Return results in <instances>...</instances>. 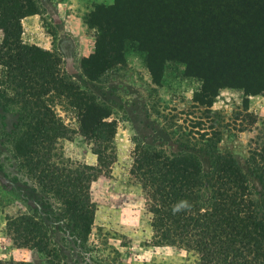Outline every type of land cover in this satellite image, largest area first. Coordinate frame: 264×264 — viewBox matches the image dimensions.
<instances>
[{"label":"rangeland","instance_id":"374dc122","mask_svg":"<svg viewBox=\"0 0 264 264\" xmlns=\"http://www.w3.org/2000/svg\"><path fill=\"white\" fill-rule=\"evenodd\" d=\"M30 1L37 16L25 29L21 22L20 40L48 52L52 69L40 68L36 84L37 73L29 74L33 90L17 91L12 67L0 59V261L49 264L6 235V215L33 214L52 231L61 264H196L183 250L152 246L146 198L130 174L135 148L191 154L206 173L216 155L247 168L264 141V91L252 92L264 78V0ZM2 39L0 31V45ZM224 53L237 57L241 70L227 72L228 79L219 69L205 85L200 65ZM51 70L109 113L104 122L116 131L100 139L115 147L116 162L93 174L96 211L83 241L73 237L71 213L39 185L32 161L13 148L55 117L73 132L57 140V158L96 165L78 109L68 106L62 88L44 85ZM225 81L230 86L206 91Z\"/></svg>","mask_w":264,"mask_h":264},{"label":"trees","instance_id":"16d2710c","mask_svg":"<svg viewBox=\"0 0 264 264\" xmlns=\"http://www.w3.org/2000/svg\"><path fill=\"white\" fill-rule=\"evenodd\" d=\"M35 13L30 0H0V31L3 34L0 59L4 58L9 68L12 67L15 73L11 77L15 80L12 86L17 91L33 90L29 74L37 73L36 84L43 74L40 68L52 69L48 67L51 63L48 52L24 45L20 40L21 21ZM203 62L199 61L200 64ZM241 66V61L233 54L224 53L219 60L211 55L207 63L200 65L199 76L206 85L210 76H218L220 70L229 79L228 73H237ZM96 67L103 70L99 63ZM57 76L51 70L50 81L44 85H54V90L62 88L69 100L68 106L78 109L80 134L93 140L90 144L96 165L57 158L54 153L57 140L73 132L55 117L49 123H37L35 128L29 123L31 129L34 128L29 141L18 142L13 148L17 154L32 161L39 185L71 213L69 216L76 221L73 237L83 241L91 232L96 211L90 193L93 174L108 172L116 162L115 147L100 139L114 136L116 131L113 123L104 122L109 113H101L89 100L84 102L71 85ZM25 82L29 85H24ZM222 86L230 85L226 81L217 82L206 91L211 93ZM241 88L244 87L241 85ZM263 91L264 78L252 92ZM29 117L38 121L34 115ZM135 150L130 174L146 198L152 246L183 250L195 256L196 264H264V141L251 153L246 169L230 156L216 155L207 173L202 170L197 157L191 154H165L139 143ZM181 202H186V206L176 210ZM5 221L7 236L23 247L44 254L49 264H61L51 240L52 231L33 214L6 215ZM0 264L29 263L0 261Z\"/></svg>","mask_w":264,"mask_h":264},{"label":"crops","instance_id":"0c3cea01","mask_svg":"<svg viewBox=\"0 0 264 264\" xmlns=\"http://www.w3.org/2000/svg\"><path fill=\"white\" fill-rule=\"evenodd\" d=\"M36 13L34 15H31V16H28V17H25L21 22H22V25L25 29L26 26H29L31 23H34V19L36 17Z\"/></svg>","mask_w":264,"mask_h":264},{"label":"clouds","instance_id":"9594fccd","mask_svg":"<svg viewBox=\"0 0 264 264\" xmlns=\"http://www.w3.org/2000/svg\"><path fill=\"white\" fill-rule=\"evenodd\" d=\"M183 206H186V202H181L180 204H178L176 206V210H179V208L183 207Z\"/></svg>","mask_w":264,"mask_h":264}]
</instances>
